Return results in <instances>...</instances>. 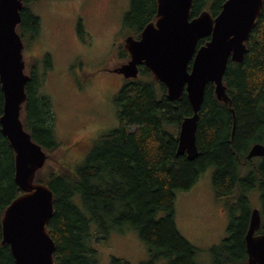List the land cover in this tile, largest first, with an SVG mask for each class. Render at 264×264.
I'll list each match as a JSON object with an SVG mask.
<instances>
[{
	"label": "trees",
	"instance_id": "1",
	"mask_svg": "<svg viewBox=\"0 0 264 264\" xmlns=\"http://www.w3.org/2000/svg\"><path fill=\"white\" fill-rule=\"evenodd\" d=\"M32 1H23L17 26L23 58L40 32V19L30 9ZM225 1L192 0L191 17L204 11L215 17ZM155 15L156 0H131L122 30L138 39ZM117 50L118 58L127 62L124 46ZM49 68L47 54L42 61L25 64L30 79L21 121L47 154L36 181L53 193L54 212L47 232L55 244L56 264H99L96 244L124 229L137 231L148 249L149 258L138 264H197L196 248L176 227L174 204L176 193L189 191L210 167L215 199L228 214L227 235L210 249V264L247 261L245 235L254 193L264 217V156L246 158L253 145L264 146V0L242 62L229 61L223 77L231 106L217 100L213 84L205 88L195 134L198 155L193 160L177 154L179 126L192 114L186 93L169 101L165 86L141 66L135 79H123L115 97L119 127L95 141L80 166L72 169L70 163L58 161L57 167H49L56 159L53 153L62 147L52 102L42 93ZM2 110L0 88V116ZM14 174V153L0 127V220L7 205L21 193ZM1 240L0 223V264H15ZM109 264L131 263L112 258Z\"/></svg>",
	"mask_w": 264,
	"mask_h": 264
},
{
	"label": "water",
	"instance_id": "2",
	"mask_svg": "<svg viewBox=\"0 0 264 264\" xmlns=\"http://www.w3.org/2000/svg\"><path fill=\"white\" fill-rule=\"evenodd\" d=\"M23 1L0 0V127L14 153V180L21 192L4 209L1 244L9 247L15 264H56L55 244L47 232L54 212L53 193L36 181L47 154L21 121L30 79L25 72L24 45L17 33ZM191 7L192 0H156L155 20L143 28L138 39L128 36L124 40L129 59L112 70L124 79H135L144 66L165 86L169 101L186 93L192 114L179 126L177 154H185L189 160L198 155L195 134L205 88L213 84L217 100L231 106L223 77L229 61L242 62L263 0H226L215 17L204 11L192 18ZM263 156L264 146L255 144L246 158ZM260 222L255 208L245 235L247 261L241 264H264V232L255 235Z\"/></svg>",
	"mask_w": 264,
	"mask_h": 264
},
{
	"label": "rangeland",
	"instance_id": "3",
	"mask_svg": "<svg viewBox=\"0 0 264 264\" xmlns=\"http://www.w3.org/2000/svg\"><path fill=\"white\" fill-rule=\"evenodd\" d=\"M130 6L131 0L30 3L31 12L40 19V32L28 45L24 61L27 65L48 55L50 68L42 93L52 102L55 130L62 143L49 167H57L58 161L70 163L72 169L80 166L92 144L119 127L115 97L124 78L106 70L125 63L118 58L117 47L124 46L128 37L122 20ZM212 175L210 167L189 191L176 193L174 204L176 227L196 248L197 264H210V249L227 235L228 214L215 199ZM250 203L261 209L257 193L250 196ZM95 247L99 264H109L112 258L138 264L149 258L146 245L132 229L113 231Z\"/></svg>",
	"mask_w": 264,
	"mask_h": 264
},
{
	"label": "flooded vegetation",
	"instance_id": "4",
	"mask_svg": "<svg viewBox=\"0 0 264 264\" xmlns=\"http://www.w3.org/2000/svg\"><path fill=\"white\" fill-rule=\"evenodd\" d=\"M78 26H79V24H77ZM81 27V26H80ZM80 29V28H79ZM106 70V69H105ZM106 71H108V72H111V73H113L112 72V70H110V69H107ZM261 208V207H260ZM253 209H255V208H253ZM252 209V210H253ZM252 210H251V212H252ZM259 210V209H258ZM259 212H260V228L255 232V235H259V234H262L263 232H264V226H262V221H263V219H264V217L262 216V212H261V209L259 210Z\"/></svg>",
	"mask_w": 264,
	"mask_h": 264
},
{
	"label": "bare ground",
	"instance_id": "5",
	"mask_svg": "<svg viewBox=\"0 0 264 264\" xmlns=\"http://www.w3.org/2000/svg\"><path fill=\"white\" fill-rule=\"evenodd\" d=\"M261 178V177H260Z\"/></svg>",
	"mask_w": 264,
	"mask_h": 264
}]
</instances>
